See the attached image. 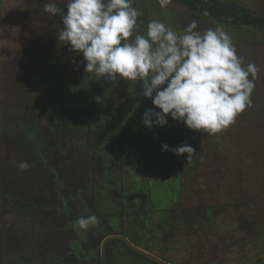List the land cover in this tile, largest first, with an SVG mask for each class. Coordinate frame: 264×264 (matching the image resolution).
<instances>
[{
  "label": "rangeland",
  "instance_id": "1",
  "mask_svg": "<svg viewBox=\"0 0 264 264\" xmlns=\"http://www.w3.org/2000/svg\"><path fill=\"white\" fill-rule=\"evenodd\" d=\"M47 2L0 0V264H28L23 259L32 260L30 255L14 256L18 250L10 247L12 241L18 242L12 236H18L25 223L21 215L29 211L16 206L26 202L27 193L22 188H32L29 194L43 193L45 189H38L47 171H57L49 165L48 157L56 146L72 160L76 174L89 177L88 187L78 192L73 174L65 180L59 177L54 187L60 202L72 207L66 198L81 197L82 190L103 192L107 202L117 201L119 192L125 193L130 237L167 262L246 264L263 252L264 26L233 30L222 26L237 48L246 42L244 47L250 51V44L257 41L254 50L263 56L259 60L253 53L252 61L246 62L255 64L261 75L254 81L251 106L237 114L233 124L209 134L190 130L169 117L164 127L149 129L141 123L142 113L154 106L150 98L139 94V82L122 79L111 83L84 73L82 64L73 70V59L82 57L57 40L62 24L59 16L44 11ZM179 2L170 0L161 8L157 0H136L134 6L143 12L141 34L153 19L181 33L192 11ZM241 2L252 14L264 13V0ZM96 96L102 97L101 102L95 101ZM36 101L40 110L33 107ZM81 139L86 140L84 145ZM162 142L170 146L184 142L195 153L188 158L187 154L162 152ZM85 146L91 151L89 158L79 154ZM20 161L30 167L19 170ZM141 186L158 192L152 191L145 198L133 195ZM73 208L85 210L82 204ZM109 208L105 210L108 216L102 219L106 223L98 224L117 231L119 213ZM70 215L78 214L71 211ZM79 217L66 220L65 226L72 230ZM208 220H212L211 227ZM68 223L73 225L68 227ZM121 225L128 226L127 222ZM84 232L87 239L88 232ZM81 233L74 228L70 235L77 241ZM100 245L101 240L96 247L98 254ZM110 251L115 264H147L113 243ZM256 264H264V259Z\"/></svg>",
  "mask_w": 264,
  "mask_h": 264
},
{
  "label": "clouds",
  "instance_id": "2",
  "mask_svg": "<svg viewBox=\"0 0 264 264\" xmlns=\"http://www.w3.org/2000/svg\"><path fill=\"white\" fill-rule=\"evenodd\" d=\"M161 8L170 0H157ZM136 0H48L44 11L59 16L57 40L68 51L77 70L108 82L140 83L144 98L154 107L142 113L146 128L164 127L169 117L190 130L216 134L235 122L237 114L251 106V93L259 69L244 65L232 37L217 25L204 31L190 22L181 33L160 19L149 20L146 32L139 31L143 12ZM64 7H60V5ZM249 75L253 79H249ZM101 102L102 97H94ZM158 109V110H156ZM162 152L190 158L195 149L181 142H162ZM26 171L30 164L20 161ZM95 214L77 218L74 228L86 231L96 226Z\"/></svg>",
  "mask_w": 264,
  "mask_h": 264
},
{
  "label": "trees",
  "instance_id": "3",
  "mask_svg": "<svg viewBox=\"0 0 264 264\" xmlns=\"http://www.w3.org/2000/svg\"><path fill=\"white\" fill-rule=\"evenodd\" d=\"M183 1L190 6H195L197 0ZM201 2L203 3L202 9L207 11V2L205 0H202ZM259 20L263 21L264 17L261 19H255L254 17L246 18V22L249 23H254ZM33 107L35 110L41 109V106L37 101L33 103ZM81 141L83 145L86 142V140L84 139H82ZM58 148L59 146L52 147V153L51 155H48L50 159L49 165L52 168L57 167V171L53 174L51 169H49L47 171V177L45 176V174H43V176H45L46 178L42 183V187L38 189H45L42 190L43 193L29 194L32 188H22L27 193L24 197V201L26 200V202L22 203L21 205H17L16 208L17 210L21 209L23 212L26 209H29V211H26L24 215H21V220L25 223L23 227L18 230V236H12V238H17L18 242H15L16 240L12 241L10 243V247L18 250V255L14 256L18 257L30 255V257H32V260L23 259V261L27 262L28 264H37L35 263V261L40 264L45 263L46 261L53 262L54 264H97L99 254L98 252H96V247L100 240L102 241L104 237L110 234H121L126 236L127 238H131L130 233L127 230L128 227H130L131 221L127 217L125 208V200L128 199V197L127 195H125V193L121 194V192H119L117 201L112 199V201L109 200L107 202L108 198H106L102 194L103 192H96V190L93 192H87L85 190H82L81 197L78 194L74 195L75 197L69 195L66 198V202L69 203L72 207L80 206L82 204L85 210H78L75 208L72 209V207L67 206L66 204H62L58 198V190L56 189V187H54V184L56 183L55 181L60 180L59 177L65 180V178L70 177L73 174V185L76 188H79L78 190H75L78 192L80 191V189L88 187L89 177L83 174H76L74 172L75 166L72 162L68 164L69 166L65 164L62 165L61 159H63L64 157H62V153H60L61 149L59 150L60 152L57 151ZM90 152L91 151L86 146L83 150L79 151V153H81L82 155H86L85 157L87 158L90 157ZM29 174L30 173H28V175ZM75 174L78 176H76ZM56 176H58V179ZM35 178L37 179L36 176ZM37 180L33 182V186H36ZM18 184V189H20V182H18ZM76 198L78 199V202L76 201ZM112 205H114V207ZM107 206H110L112 212L119 213V221L121 224L127 222L128 226L120 224V226L118 227L119 229L117 231H113L112 229L109 230L107 228H104L103 223H100L101 227L99 226V224H97L96 226L89 227L86 230L88 232L87 239L85 237L84 230H82L84 235L83 233H81L80 235L78 234V240L76 239L77 241H75L73 239L74 234H72V236L70 235L71 231L74 230V228H72V230L70 228L68 229L65 226V224L67 223L66 220H74L76 219V216L81 217L95 214L97 217L101 218L99 219V222H105L102 219H106V217L108 216L107 214H105ZM71 211L78 215H70ZM71 225L73 224H69L67 226L70 227ZM131 240L135 242V240H133L132 238ZM110 243L116 245L117 248H119L123 253L128 252L131 255L140 258L147 264H158L146 258L145 256L132 251L121 240L110 241L107 244L105 264H115L112 253L110 251ZM121 248H125L126 251L122 250ZM10 257H12V255H10Z\"/></svg>",
  "mask_w": 264,
  "mask_h": 264
},
{
  "label": "flooded vegetation",
  "instance_id": "4",
  "mask_svg": "<svg viewBox=\"0 0 264 264\" xmlns=\"http://www.w3.org/2000/svg\"><path fill=\"white\" fill-rule=\"evenodd\" d=\"M179 1H180L179 3H181L184 6L188 7L192 11V15H190L191 18L189 19V21H187V25L190 22H192L193 20H195L197 22V25H198L199 30H201V31H204V30H206L208 28H211L210 24H212V23H217V25H220V26L226 25L225 28H230L232 30L233 29L243 28V27L246 28L247 26H251V27L252 26L253 27H263L264 26V20L263 21L259 20V21H256L254 23H252V22L251 23L246 22V18L247 17H254L255 19H261V18L264 17V13H261V14H252V12H250L245 7V5L241 2V0H238V1L237 0L236 1H234V0H205L207 2V9H208L207 11H205V10L202 9V4H203L201 2L202 0H197L195 6H190V5L186 4L183 0H179ZM256 1H260V0H256ZM231 12H232V14H231ZM195 14H197V15H195ZM186 20H188V19H186ZM244 38H245V35H244ZM256 42L257 41H255V42L253 41L250 44V47H249L250 51H247V49L244 47V46H247V43L246 42H244V43L241 42L242 44L238 48L236 46L237 55L244 58V65L245 66L247 65L246 64L247 61L248 62H251L252 61L251 60V57L253 56L252 55L253 53H255L254 55L256 56L257 59L263 60L262 54H257L256 53V50H254L253 44L256 43ZM259 75H261L260 74V71L257 73V76H259ZM257 76L255 78V81L258 80ZM249 79H253V77L251 75H249ZM72 151H76V149H74ZM79 154H81V153H79ZM62 157H64V155H62ZM70 162H72V160H69L66 157H64L63 159H61V164L62 165L65 164V165L69 166L68 164ZM135 189H137V190H135V193L136 192L137 193L134 194V191H133L132 194L133 195L142 196L143 198H145L146 195H148L152 191H154V194H157V192H158L155 188L154 189H149L146 186L145 187H142L141 186V188H135ZM121 191H124V190L121 189ZM142 205H144V204H142ZM205 216H208V215H205ZM211 221L212 220H208V222L210 223L209 227H211ZM214 225H215V223H214ZM128 239H129V241L132 244H134V245H136V246H138L140 248H143V249L147 250L145 247H141L138 244H136L135 242H133L131 240V238H128ZM111 241H114V240H111ZM262 241H264V238H262ZM109 242H107V244ZM107 244H106V247H107ZM121 249L124 250V251H126L125 248H121ZM260 253H264V251L263 252H260ZM255 255H257V254H255ZM99 259H100V254H99L98 262H99ZM263 259L264 258H261V259L255 261L254 263L256 264L257 262H259V261H261ZM162 260H164V259H162ZM164 261H166V260H164ZM98 262H97V264H98ZM105 262H106V256H105L104 264H105Z\"/></svg>",
  "mask_w": 264,
  "mask_h": 264
},
{
  "label": "water",
  "instance_id": "5",
  "mask_svg": "<svg viewBox=\"0 0 264 264\" xmlns=\"http://www.w3.org/2000/svg\"><path fill=\"white\" fill-rule=\"evenodd\" d=\"M111 240L123 241L134 252L139 253V254L157 262L158 264H170L169 262H166V261L162 260L160 257L152 254L151 252L132 244L126 236L121 235V234H110V235H108L102 239L101 245H100V259H99L98 264H104L105 256H106V244H107V242H109ZM261 258H264V253H260V254L253 256L250 260L247 261L246 264H253L255 261H257Z\"/></svg>",
  "mask_w": 264,
  "mask_h": 264
}]
</instances>
